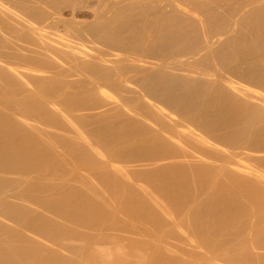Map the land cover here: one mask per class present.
<instances>
[{
    "label": "bare ground",
    "instance_id": "bare-ground-1",
    "mask_svg": "<svg viewBox=\"0 0 264 264\" xmlns=\"http://www.w3.org/2000/svg\"><path fill=\"white\" fill-rule=\"evenodd\" d=\"M0 264H264V0H0Z\"/></svg>",
    "mask_w": 264,
    "mask_h": 264
}]
</instances>
